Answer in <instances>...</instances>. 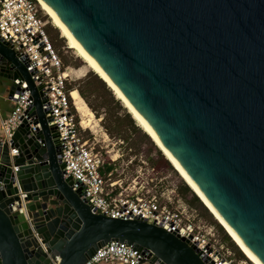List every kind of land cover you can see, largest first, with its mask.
I'll use <instances>...</instances> for the list:
<instances>
[{"label": "water", "instance_id": "95a60500", "mask_svg": "<svg viewBox=\"0 0 264 264\" xmlns=\"http://www.w3.org/2000/svg\"><path fill=\"white\" fill-rule=\"evenodd\" d=\"M43 1L264 263V0ZM0 76L14 104L27 81L39 124L0 136V264H86L111 241L148 253L143 264H205L174 233L81 198L41 87L1 39Z\"/></svg>", "mask_w": 264, "mask_h": 264}, {"label": "built area", "instance_id": "2783aa9c", "mask_svg": "<svg viewBox=\"0 0 264 264\" xmlns=\"http://www.w3.org/2000/svg\"><path fill=\"white\" fill-rule=\"evenodd\" d=\"M47 25L34 0H0V39L16 51L36 86L41 87L49 125L58 133L64 175L74 180V190L82 188L81 198L97 214L146 221L174 233L193 247L205 264H234L224 257V246L216 239L214 229L197 221L195 211L178 197L175 189L173 197L168 199L145 191L149 181L155 182L153 177L145 182L146 185H134L129 192L123 180L114 176L118 169L114 167V159L108 162L83 138L82 124L73 107L72 90L67 85L69 76L51 42ZM6 66L17 70L10 61H6ZM20 87L10 117L2 121L3 141L10 142L24 121L31 124L34 134L39 127L35 122L37 116L32 114L34 99L27 81L20 80ZM17 154L18 150L13 149L12 155ZM110 166L113 168L108 170ZM176 200L177 206L170 208V203L174 205ZM147 259L148 253L125 242L111 241L99 248L86 264H143Z\"/></svg>", "mask_w": 264, "mask_h": 264}, {"label": "rangeland", "instance_id": "374dc122", "mask_svg": "<svg viewBox=\"0 0 264 264\" xmlns=\"http://www.w3.org/2000/svg\"><path fill=\"white\" fill-rule=\"evenodd\" d=\"M34 1L38 6L40 16L48 23L49 37L57 54L60 56L64 69L67 73H71V69L73 70L72 75L67 78L68 87L71 90L76 89L79 91L78 87L88 78L94 82L99 79L100 77L77 55L75 50L69 47L67 40L62 37L61 32L53 25L39 1ZM107 87L109 88L108 85ZM115 98L117 99L116 96ZM84 100L94 112L98 127L94 131L82 125L80 129L83 138L88 140L89 144L97 152L101 153L108 162H112L114 159V167L118 168L114 176L123 180L124 187L128 188L129 192L131 188H134V185H137V187L146 185L145 182L153 179V177L155 182L149 181L150 184L147 185L145 191L150 190L152 194L157 195L161 199H168L169 196L174 195L173 189H175L179 194L178 197L190 207L191 211H195L197 221L202 226L214 229L216 239L221 243L220 245L224 246L225 258L233 261L234 264H254L200 199L199 203H192L194 196L197 195L181 178L165 155L137 124L131 114L134 125L124 118V111L116 103L112 102L107 93L101 89L97 92V95L89 97V102L85 98ZM119 102L128 112L123 103L120 100ZM73 107L78 121L81 123L80 114L75 105ZM150 171L152 175L148 174L151 173ZM185 186L190 188L186 196L181 193ZM168 203L170 202L168 201ZM176 206L177 200L174 205L170 203V208L174 209ZM226 237L229 239H226Z\"/></svg>", "mask_w": 264, "mask_h": 264}, {"label": "bare ground", "instance_id": "6f19581e", "mask_svg": "<svg viewBox=\"0 0 264 264\" xmlns=\"http://www.w3.org/2000/svg\"><path fill=\"white\" fill-rule=\"evenodd\" d=\"M38 1L44 8L47 15L50 17L53 25L61 32L62 37L67 40L69 47L71 49H74L77 55L81 59H83V61H85V63L109 86V88L114 92L117 99H119L123 103L125 108H127L128 112L132 115L137 124L143 129L145 133L150 136L157 147L165 155L167 160L177 170L179 175L193 190V192L200 198V200L212 213L215 219H217V221L222 225L227 233L233 238L236 244L244 251V253L254 264H264L260 259L257 258V256L248 248V246L244 242L240 241L239 235L226 222L223 221L221 214L212 205L204 192L196 183L191 181L190 175L188 173H183V167L175 165L176 157H174L172 153L168 149H166L162 141L157 138V133L153 129V127L150 124H146L145 118L135 109L132 103H130V101L127 99L118 85L114 82V80L102 69V67H100V64L96 61V59H92L89 52L84 47H80L79 41L74 37L73 34L69 33L68 27L63 21H60L59 15L46 2H44L43 0ZM72 71L73 70L71 69V73H67V76L72 75ZM71 95L74 100L76 109L80 114L82 120L81 124L83 125V127L96 131V128L98 127V121L95 118L94 112L89 108L88 104L80 95L79 91H77L76 89L72 90Z\"/></svg>", "mask_w": 264, "mask_h": 264}, {"label": "trees", "instance_id": "16d2710c", "mask_svg": "<svg viewBox=\"0 0 264 264\" xmlns=\"http://www.w3.org/2000/svg\"><path fill=\"white\" fill-rule=\"evenodd\" d=\"M49 33V32H48ZM88 67V66H87ZM89 68V67H88ZM93 71V70H92ZM97 74V73H96ZM98 75V74H97ZM97 81V82H96ZM95 82L91 79H87L85 80L84 82H82V85H80L78 87L81 95L89 102V97L90 96H93V95H97V92L101 89V90H104L109 99L116 103L120 109H122L124 111V118L128 119L129 122H131V124H135L134 123V120L132 119L130 113L126 112V110L122 107V105L120 104L119 100H117L112 92V90H110L108 87H107V84L102 80V79H97ZM70 88V87H69ZM71 89V88H70ZM148 135V134H147ZM150 137V136H149ZM153 141V140H152ZM154 142V141H153ZM156 145V144H155ZM113 168V166H110L108 168V170H111ZM176 170V169H175ZM177 171V170H176ZM182 178V177H181ZM190 191V188L188 186H185V188L181 191V193L186 196L187 193ZM200 198H198L197 196H194V199H193V204L195 203H199ZM204 204V203H203ZM208 209V208H207ZM229 235V234H228ZM230 236V235H229ZM231 237V236H230ZM232 238V237H231ZM226 239H229L228 237H226Z\"/></svg>", "mask_w": 264, "mask_h": 264}, {"label": "crops", "instance_id": "0c3cea01", "mask_svg": "<svg viewBox=\"0 0 264 264\" xmlns=\"http://www.w3.org/2000/svg\"><path fill=\"white\" fill-rule=\"evenodd\" d=\"M13 81L0 76V136L2 135V121L10 117L14 109V101L10 98Z\"/></svg>", "mask_w": 264, "mask_h": 264}]
</instances>
